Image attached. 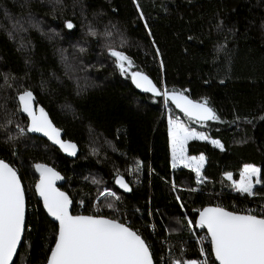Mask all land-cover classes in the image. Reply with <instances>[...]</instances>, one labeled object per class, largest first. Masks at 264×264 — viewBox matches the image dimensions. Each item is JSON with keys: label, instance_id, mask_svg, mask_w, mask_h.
<instances>
[{"label": "trees", "instance_id": "obj_1", "mask_svg": "<svg viewBox=\"0 0 264 264\" xmlns=\"http://www.w3.org/2000/svg\"><path fill=\"white\" fill-rule=\"evenodd\" d=\"M112 50L161 95L136 88ZM26 90L77 144L75 158L28 131L18 101ZM165 91L206 101L217 119L187 116ZM166 112L221 143H187V154L205 157L202 181L171 167ZM0 157L27 191L13 264H45L56 239L57 224L34 191L37 164L59 174L72 213L128 218L154 264L198 263L200 209L264 205V0H0ZM245 165L260 169L255 195L230 183ZM118 177L130 191L117 186ZM104 188L118 201L100 197Z\"/></svg>", "mask_w": 264, "mask_h": 264}, {"label": "snow or ice", "instance_id": "obj_2", "mask_svg": "<svg viewBox=\"0 0 264 264\" xmlns=\"http://www.w3.org/2000/svg\"><path fill=\"white\" fill-rule=\"evenodd\" d=\"M67 27L72 28L73 25L69 22ZM110 54L116 58L122 73L126 71L125 62L131 67L130 59L123 52L112 50ZM132 80L138 88L161 95L152 81L140 72L133 73ZM163 95L189 117H196L198 120L217 119L206 101L194 103L183 93L176 92L169 95L165 91ZM18 99L21 110L31 117L28 131L43 132L60 144L64 151L75 155L76 146L59 139V131L52 126L44 110L41 108L40 114H36L33 109L34 97L30 91H24ZM169 125L173 167L179 162L190 167L195 162L193 171L200 177L205 158L201 155L197 161L196 157H188L186 145L190 139L207 140L208 137L186 128L182 123L170 120ZM20 131L23 133L24 129ZM212 143L222 147L219 141L213 140ZM36 169L40 172V182L36 189L43 198L48 214L59 222L55 247L51 249L47 264H153L149 245L136 231L116 219L72 215L69 211L72 201L54 187V181L61 178L59 174L46 165L37 164ZM253 177H256L255 184L261 183L260 169L245 166L237 189L250 196L255 195ZM228 179H232L231 174H228ZM116 183L130 191L123 177H118ZM108 195L116 194L109 192ZM188 223L191 225L192 221ZM196 223L200 228H207L215 259L219 264H264V216L208 207L199 213ZM24 230L25 201L20 178L12 167L0 160V264H13ZM175 264H181V261L177 260ZM187 264L197 262L190 261Z\"/></svg>", "mask_w": 264, "mask_h": 264}, {"label": "water", "instance_id": "obj_3", "mask_svg": "<svg viewBox=\"0 0 264 264\" xmlns=\"http://www.w3.org/2000/svg\"><path fill=\"white\" fill-rule=\"evenodd\" d=\"M137 72H140V71H137ZM135 73V72H134ZM142 75H145V76H147L148 78H149V80H151L152 81V83L157 87V85L154 83V81L148 76V75H146L144 72H140ZM131 82L133 83V85L136 87V88H138L137 86H136V84L133 82V80H132V75H131ZM138 89H140L141 91H143V92H145V93H149V94H154V93H152V92H146V91H144L142 88H138ZM157 89L159 90V88L157 87ZM26 91H30V90H26ZM160 91V90H159ZM24 92V91H23ZM23 92H21L20 94H22ZM31 92V91H30ZM32 93V92H31ZM19 94V95H20ZM33 94V93H32ZM19 95H18V97H19ZM155 95V94H154ZM33 97H34V94H33ZM187 97V96H186ZM189 100H192V99H190L189 97H187ZM171 100V99H170ZM18 101H19V99H18ZM194 103H201V102H198V101H194V100H192ZM171 102H172V100H171ZM175 106H176V104L174 103V102H172ZM19 106H20V111H21V113L28 119V124H27V127H28V129L31 127V117L26 113V112H24V111H22L21 110V105H20V102H19ZM177 107V106H176ZM43 109L44 110V112L47 114V117H48V119L51 121V124H52V126L55 128V129H57L58 131H59V139L61 140V141H63V142H65V143H71V144H74L75 146H76V149H75V155H71L69 152H66V151H64V149L60 146V144H58V143H56L53 139H50L49 138V136H47V135H45L43 132H32V131H29L30 133H32V134H34V135H37V136H40V137H43V138H45V139H47L50 143H52L55 147H57L64 155H66V156H69V157H71V158H75L77 155H78V153H79V147L77 146V144L74 142V141H72V140H69V139H65L64 138V131L61 129V128H59V127H57L54 123H53V121L51 120V118H50V116H49V114H48V112H47V110L41 105V104H36L35 103V97H34V101H33V109L35 110V112H36V114L37 115H39L40 114V109ZM178 108V107H177ZM180 111H181V109L180 108H178ZM183 112V111H182ZM191 118H194L195 120H198L196 117H191ZM198 121H200V122H204V121H207V120H198ZM4 161V160H3ZM5 163H7L10 167H12L13 168V166L11 165V164H9L8 162H6V161H4ZM47 167H49V166H47ZM49 168H51V167H49ZM14 169V168H13ZM52 169V168H51ZM15 170V169H14ZM54 170V169H53ZM16 171V170H15ZM55 171V170H54ZM56 172V171H55ZM16 173H17V171H16ZM57 173V172H56ZM17 176L20 178V176H19V174L17 173ZM20 181H21V178H20ZM40 182V175H39V177L37 178V180L35 181V184H34V191H35V193H36V195L39 197V199H40V202H41V206H42V209H43V211H44V213L46 214V216L51 220V221H53V222H55L56 224H57V233H56V238H57V235H58V227H59V222L58 221H56L52 216H50L49 214H48V212H47V210H46V208L44 207V202H43V198L39 195V192L37 191V189H36V185L38 184ZM59 179H56L55 181H54V187L57 189V190H59L60 192H63V193H65L68 197H69V199L71 200V198H70V196H69V194L64 190V189H61L60 187H59ZM125 182V181H124ZM126 183V182H125ZM117 184V183H116ZM21 185H22V188H23V190H24V187H23V184H22V181H21ZM117 186L120 188V189H122V190H125L124 188H121L120 187V185L119 184H117ZM24 201H25V219H26V196H25V191H24ZM72 201V200H71ZM71 207H72V203H71V205H70V207H69V211H70V213L72 214V215H84V216H89L90 214H85V213H72V211H71ZM208 207H219V206H217V205H212V204H209V205H206V206H204L202 209H200L198 212H197V215H196V222L199 220V213L203 210V209H205V208H208ZM220 208H223V207H220ZM223 209H225V208H223ZM226 211H230V210H228V209H225ZM230 212H234V211H230ZM235 213H238V214H246V213H240V212H235ZM90 216H95V215H90ZM97 217H104V218H108V219H112V218H109V217H106V216H97ZM119 222H121V221H119ZM122 223V222H121ZM126 225V224H125ZM196 225H197V223H196ZM126 226H128V225H126ZM198 226V225H197ZM129 227V226H128ZM199 227V226H198ZM131 228V227H130ZM132 229V228H131ZM133 230V229H132ZM204 230L206 231V233L209 235V238H210V247H211V253H212V256H213V259H214V261L217 263V264H219V262L215 259V254H214V251H213V248H212V244H211V237H210V234L208 233V231H207V228H204ZM135 231V230H134ZM22 237H23V234H22ZM22 237H21V242H22ZM143 239V238H142ZM145 241V240H144ZM21 242H20V244L18 245V247H17V251H16V254H17V252H18V249H19V247H20V245H21ZM55 242H56V239H55ZM55 242H54V244L52 245V247H51V249L52 248H54L55 247ZM51 249H50V251H49V254H48V257H47V260H46V263L45 264H47V261H48V259L50 258V255H51ZM150 250V249H149ZM151 252V251H150ZM16 254L14 255V257H13V261H14V259H15V257H16ZM152 261H153V258H152ZM153 264H154V261H153Z\"/></svg>", "mask_w": 264, "mask_h": 264}, {"label": "built area", "instance_id": "obj_4", "mask_svg": "<svg viewBox=\"0 0 264 264\" xmlns=\"http://www.w3.org/2000/svg\"><path fill=\"white\" fill-rule=\"evenodd\" d=\"M0 160H4V159H2L0 157ZM15 170L17 171V169H15ZM17 173H18V171H17ZM24 191H25V196H26L27 191L25 190V188H24ZM109 192H112V191L109 189L104 190L102 193L99 194V196L102 197V196L108 195ZM99 212H101V211H99L98 209H95V210H93L92 213L97 214L95 216H99L98 215ZM249 212H251L252 214L257 215V216H264V205L263 204H261V205L252 204V205L245 208V213L247 214ZM100 216H102V215H100ZM119 217H120V215H118V218ZM121 217L123 218V216H121ZM118 221H120V220H118ZM122 223L128 225L129 219L125 218L124 222H122ZM195 241L198 243L200 250L203 248V252H201V257L199 259L200 264H205V262H206V264H217L214 261L213 256L209 255V251L211 252L210 238H209V235L206 233V231H200V232L196 233L195 234ZM210 259H212V260H210Z\"/></svg>", "mask_w": 264, "mask_h": 264}, {"label": "rangeland", "instance_id": "obj_5", "mask_svg": "<svg viewBox=\"0 0 264 264\" xmlns=\"http://www.w3.org/2000/svg\"><path fill=\"white\" fill-rule=\"evenodd\" d=\"M125 68H126V71L125 72H128L130 75L131 74H133L134 73V71L131 69V67H129L128 66V64H127V62H125ZM167 111V110H166ZM166 118H167V121H168V133H170L169 132V128H170V125H169V121L171 120V121H174V122H178V123H182V124H184L181 120H180V118L179 117H171L169 114H168V112H166ZM184 126L186 127V128H188L185 124H184ZM188 129H190V130H194V131H196V132H199V133H203V132H200V131H197V130H195V129H192V128H188ZM204 134V133H203ZM205 135V134H204ZM206 136V135H205ZM190 140H192V139H190ZM189 140V141H190ZM200 140H202V139H200ZM208 141H210L211 143H212V141L213 140H216V139H212V138H209L208 137V139H207ZM188 141V142H189ZM216 141H218V140H216ZM187 142V143H188ZM220 143V142H219ZM213 144V143H212ZM215 145V144H214ZM220 145H221V143H220ZM169 146H170V154H171V167L172 168H178V167H185L184 166V163L183 162H179V163H177V166L176 167H173V158H172V141H171V135L169 136ZM215 146H217V145H215ZM218 147V146H217ZM186 148H187V145H186ZM220 148V147H219ZM186 155L188 156V157H196L197 158V161L199 160V157L202 155V154H198V155H189V154H187V152H186ZM202 156H204V155H202ZM205 158V157H204ZM204 162H205V159H204V161H203V164H204ZM203 164H202V166H203ZM245 166H252V165H245ZM245 166L242 168V170H241V174H240V176H239V179H237V180H235V181H233V180H231L230 181V183H231V185L235 188V190H238L237 189V185L239 184V182L242 180V178H243V172H244V168H245ZM193 167H195V162L192 164V166H190V167H186V168H189V169H191V170H193ZM255 167V166H254ZM257 168V167H256ZM202 169V168H201ZM194 172V174H195V176H196V179H197V181H202V179H203V177H202V175L200 176V177H197V175H196V172L195 171H193ZM228 174L229 173H226L225 174V176L226 177H228ZM253 179V183H254V185H255V179H256V177H253L252 178ZM107 189H109V190H111L113 193H115L116 195L115 196H111V195H107V196H105V198H109V199H113L112 201L113 202H116V201H118V199L116 198V197H118L117 196V193L114 191V189H112V188H104L100 193H102L104 190H107ZM239 191V190H238ZM99 193V194H100ZM110 196V197H109ZM81 203H83V202H79V207H80V205H81ZM102 205V204H101ZM105 206H112V204L111 203H109V204H105ZM102 207V206H101ZM115 207L116 206H114V209H115ZM112 212H114V210H112ZM23 234H24V232H23ZM23 238V237H22ZM197 264H200V262L198 261V263Z\"/></svg>", "mask_w": 264, "mask_h": 264}, {"label": "bare ground", "instance_id": "obj_6", "mask_svg": "<svg viewBox=\"0 0 264 264\" xmlns=\"http://www.w3.org/2000/svg\"><path fill=\"white\" fill-rule=\"evenodd\" d=\"M27 193V192H26ZM117 198V197H116ZM246 207H248V206H246ZM245 207V208H246ZM245 208H243L241 211H234V212H240V213H245ZM231 211V210H230ZM113 213V212H112ZM197 226V225H196ZM198 227V226H197ZM198 229H200L201 230V228L200 227H198ZM212 260V259H211Z\"/></svg>", "mask_w": 264, "mask_h": 264}, {"label": "crops", "instance_id": "obj_7", "mask_svg": "<svg viewBox=\"0 0 264 264\" xmlns=\"http://www.w3.org/2000/svg\"><path fill=\"white\" fill-rule=\"evenodd\" d=\"M169 136H170V133H169Z\"/></svg>", "mask_w": 264, "mask_h": 264}]
</instances>
